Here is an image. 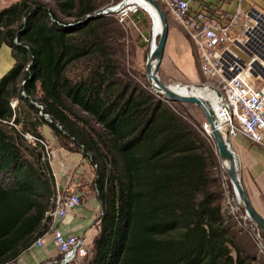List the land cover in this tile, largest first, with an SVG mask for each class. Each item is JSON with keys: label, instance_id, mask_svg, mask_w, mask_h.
<instances>
[{"label": "trees", "instance_id": "trees-1", "mask_svg": "<svg viewBox=\"0 0 264 264\" xmlns=\"http://www.w3.org/2000/svg\"><path fill=\"white\" fill-rule=\"evenodd\" d=\"M50 1L57 10L17 0L0 11V48L10 46L15 58L0 78V174L7 179L0 264L15 262L52 222L47 213L58 191L46 124L58 140L71 139L68 150L82 146L95 167L103 213L82 264H253L223 211L202 123L187 121L114 59L119 25L112 15H94L109 0Z\"/></svg>", "mask_w": 264, "mask_h": 264}, {"label": "built area", "instance_id": "built-area-1", "mask_svg": "<svg viewBox=\"0 0 264 264\" xmlns=\"http://www.w3.org/2000/svg\"><path fill=\"white\" fill-rule=\"evenodd\" d=\"M164 1L195 43L201 73L212 81V84L196 86L208 94L220 129L229 135L231 142L242 135L255 144L264 145V11L253 5L254 0ZM130 9L117 6L111 7L109 12L118 13L124 23L130 19L131 11H137V8ZM203 128L209 132L207 121ZM29 138L35 140L31 135ZM81 203L78 193H58L56 208L49 211L47 217L54 221L65 218ZM47 232L53 234L62 253L61 264L62 261L70 264L90 254L78 235L66 234L53 223ZM43 241L39 237L36 244L43 246Z\"/></svg>", "mask_w": 264, "mask_h": 264}, {"label": "rangeland", "instance_id": "rangeland-1", "mask_svg": "<svg viewBox=\"0 0 264 264\" xmlns=\"http://www.w3.org/2000/svg\"><path fill=\"white\" fill-rule=\"evenodd\" d=\"M16 1L17 0H0V11L3 8L9 6L10 4L15 3ZM40 1H44L50 4L54 9H56V6L50 0H40ZM97 1L104 2L106 0H97ZM109 1L108 3L99 7L97 13H100V12L103 13V10L107 9V7L109 6H114V7L118 6L122 0H119L117 2L115 0H109ZM157 1L162 6L167 16L168 23H169V37H168V41H167V45L165 49V55H164V59L160 67V74H159L161 81L164 84L171 85L173 87L177 85H185V86H190V87L194 86V88L195 87L197 88L199 86H196V85L205 84V83L212 84V81L206 78L201 73V66H200L201 62L197 55L195 43L192 41L191 37L188 35L185 28L171 14V12L169 11L166 5V2L164 0H157ZM130 7H131L130 10L137 8V11H131L129 13V15L131 16L130 19H127V21H125L124 23L121 22V19L119 18L118 13L115 14L109 11L106 13L107 15H112L109 18L111 19L112 22L114 20L115 24L117 26L119 25V29H120V32L114 36V40H113V50L116 51V55L114 53V56H113L114 59L116 61L118 60V62L120 63L121 69H123V71L126 74L132 77L135 80V82H138L142 87L149 89L151 92H153L157 96L162 97L165 100V102L167 101L171 105L175 104L174 105L175 109L179 110L187 121L191 122L192 124L195 123L196 121L198 123H202V126H203L206 119H205V114L203 110L199 106L193 103H182V102L177 103V102L168 101L166 97L156 92L153 89V87L150 85L148 76L146 74V67L148 64L149 56H150L153 32L156 29V26L154 23L155 20L152 18L149 12L139 7L138 5H131ZM97 13H95L94 15H96ZM133 22L136 23V25H134ZM76 23L70 24L68 22L67 25L68 26L75 25ZM158 38L159 36H157V39L155 41L153 40V44H155L156 41H158ZM23 95H27V93L23 91ZM17 102H18V99L14 100L13 105L16 106ZM35 103L38 104V105H35L33 103L35 106L37 107L41 106L40 103L38 102H35ZM46 125L49 126L48 124ZM28 138H29V135H28ZM208 138L210 139L209 135H208ZM58 141H60L61 145L65 147H68V143L71 144V139H67V138H64L63 140L59 139ZM44 142H45V149L47 152V157L51 164V160H52L51 143L49 142L48 139H46ZM210 142L214 150V154H215V156H213L212 158V161H211L212 164L210 166H211L212 172L214 173V176L216 175L221 181V185H222L221 187L223 191L222 200H221L223 204L222 205L223 211L230 220L234 221V224H232L231 222L230 223L233 226V231L235 232L237 244L242 249L244 256H249L250 261L254 260L253 264H264V237L261 236L262 231H260L258 227L247 216V214H245L246 212L244 208L237 206L233 202L232 196L234 195V192H233L234 187L229 177L226 175V171L223 168L219 160V156L217 153V147L215 146L214 142L211 139H210ZM230 143L234 147V144H233L234 141ZM77 148H79V151H84V148L82 146L77 147ZM5 180H7L6 175L0 174V184H2L3 181ZM261 209L264 215V207H261ZM243 225L247 226L248 229H251V231L245 229ZM36 241L34 244H36ZM260 242L263 244H261ZM43 246H44V241H43ZM43 246H39V247H43ZM89 250L91 253L90 248ZM233 254L236 255L235 249H233ZM84 260H85L84 258L80 259L79 261L76 262V264H82ZM57 263L61 264V261ZM65 264H69V263L65 262Z\"/></svg>", "mask_w": 264, "mask_h": 264}, {"label": "crops", "instance_id": "crops-1", "mask_svg": "<svg viewBox=\"0 0 264 264\" xmlns=\"http://www.w3.org/2000/svg\"><path fill=\"white\" fill-rule=\"evenodd\" d=\"M253 5L264 11V0H254ZM231 7H235L234 3ZM14 64L15 58L11 47L6 44L2 45L0 48V78ZM41 130L51 143V167L58 193L61 195L78 193L82 200V203L69 211L65 218L52 220L51 224L53 223L66 234H76L84 238L87 248L92 251L99 234V218L102 213L98 191L93 186L95 167L83 151H70L62 146L50 126L44 125ZM233 141L249 197L262 213L261 207H264V145L255 144L242 135L236 136ZM41 237L44 239L43 247L33 244L15 262L9 264H58L62 253L54 242L52 233L46 232Z\"/></svg>", "mask_w": 264, "mask_h": 264}, {"label": "water", "instance_id": "water-1", "mask_svg": "<svg viewBox=\"0 0 264 264\" xmlns=\"http://www.w3.org/2000/svg\"><path fill=\"white\" fill-rule=\"evenodd\" d=\"M149 2L157 11L161 22H162V30L158 42L154 49H152L154 53V67L151 73L148 70V64L146 67V74L148 76L150 85L153 89L162 94L168 101L172 102H182V103H193L199 106L204 114L205 119L210 125V130L208 133L210 139L214 142L215 146L217 147V153L219 156L220 162L227 164L228 167L226 168V175L229 177L232 185L238 189V195L234 193L232 196L233 202L239 206L244 208L247 216L251 219V221L258 227L260 231L264 233V215L255 207L252 203L247 187L245 185L242 172H241V165L239 156L230 143L231 140L229 135H225L223 131L220 129V122L215 114L210 102L206 99L200 98L193 94H181L178 91L174 90L171 85L164 84L160 78V67L165 55V49L169 37V23L167 16L159 4L157 0H145ZM127 0H122L120 2L121 6H126ZM108 11H112L111 8H107ZM103 13H97L95 16H100ZM151 51V50H150ZM149 60V59H148ZM35 105H38L34 101H32ZM42 108L41 106H39ZM45 118L51 122V119L48 114H44L43 111L41 112ZM243 227L249 231L247 226L243 225ZM253 234V233H252ZM254 235V234H253ZM261 243V242H260ZM263 244V243H261ZM66 261H62V264H65Z\"/></svg>", "mask_w": 264, "mask_h": 264}, {"label": "bare ground", "instance_id": "bare-ground-1", "mask_svg": "<svg viewBox=\"0 0 264 264\" xmlns=\"http://www.w3.org/2000/svg\"><path fill=\"white\" fill-rule=\"evenodd\" d=\"M119 5H120V3H119ZM131 5H138L139 7L145 9L147 12L150 13L152 18L155 20L154 23H155L156 29L153 32V38L151 41V51H150V56H149V60H148V70H149V73H151L153 70V67H154V63H155L154 53H153L152 49H154V47L156 46V44L158 42V41H156V43L153 44V40L155 41L157 39V36L160 37L161 30H162V22H161V19L158 15L157 11L149 2H147L145 0H127V4L125 7L131 8L130 7ZM111 7H114V6H109L107 8H111ZM115 7H117V6H115ZM122 7H124V6H121V8ZM103 14H106V13L103 12ZM172 88L181 94H193V95H196L198 97L201 96L200 98L209 100L208 94H206L200 87L194 88V86L190 87V86H185V85H177L175 87L172 86ZM221 164L226 171V168L228 167V165L223 163L222 161H221ZM233 192L235 193V195L236 194L238 195V189H236L235 187L233 188Z\"/></svg>", "mask_w": 264, "mask_h": 264}]
</instances>
